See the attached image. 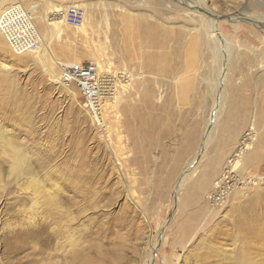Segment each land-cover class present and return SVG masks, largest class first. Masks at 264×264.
Instances as JSON below:
<instances>
[{
    "label": "rangeland",
    "instance_id": "1",
    "mask_svg": "<svg viewBox=\"0 0 264 264\" xmlns=\"http://www.w3.org/2000/svg\"><path fill=\"white\" fill-rule=\"evenodd\" d=\"M50 1L52 5H64H54L61 10L51 13L49 19L42 11L48 0H21L26 8L19 0H12L6 7H22V15L35 30L29 32L36 51L19 55L0 38V127L14 132L17 143L36 154L31 166L40 179L50 175L46 187L52 188L58 181L62 209L58 213L38 205L37 222L31 224L28 220L33 210L25 211L33 198V190L28 189L29 174L10 175L9 163L4 162L0 167V264H149L154 248L151 264H264V165L257 159L258 163L249 160L247 151L237 167L233 163L243 145L253 141L254 133L244 132L242 146L227 164L243 183L222 206L212 208L208 195L215 183L209 185L198 169L202 155L181 181L194 156L187 147L191 142L185 141V128L181 129L182 119L177 121L174 134L163 131L167 128L161 122L159 143L149 126L138 132L142 127L138 113L143 104L147 110V104L153 106L144 101L145 96L163 94L169 86L170 93L178 96L176 75L182 74L181 89L190 93L188 100L194 94L197 101H206L207 126L218 104L220 114L232 77L236 79L238 74L241 79L242 71L254 88L255 83L263 84L264 30L235 19L249 16L264 23V0H186L191 7L197 6L191 3H198L202 9L223 17L215 24L213 44L208 36L212 18L171 0ZM75 6L84 17L82 29L63 22L61 14ZM118 6L123 11L116 14L112 8ZM130 15L134 18L127 20ZM108 17L116 21L113 33L106 26ZM52 22H61L60 26L70 28V37L86 41L92 50L96 48L100 61L84 63L115 73L106 76V84L112 87L118 81L117 87L125 85L118 100L101 107V124L88 110L80 91L63 87L49 72L52 68L59 71L53 54L59 27ZM159 34L162 40L171 35V41H175L171 50L177 59L174 76L167 80L134 74L125 67L132 61L129 55L123 67L117 65V53L140 49L138 36L145 40L147 54L146 41L150 43L152 36ZM215 43L220 48L219 65L214 61ZM226 44L231 49L228 65L223 63L227 76L225 84L224 79L219 81L220 92L216 81L222 72L221 60L226 59ZM80 46L73 41L70 51ZM116 50L119 52L114 53ZM45 56L46 72L40 60ZM246 61L256 64L257 69L248 67ZM233 69L240 71L234 74ZM210 85L217 87L214 99ZM71 236L78 243L73 249L68 243ZM71 251H76L75 256Z\"/></svg>",
    "mask_w": 264,
    "mask_h": 264
},
{
    "label": "crops",
    "instance_id": "2",
    "mask_svg": "<svg viewBox=\"0 0 264 264\" xmlns=\"http://www.w3.org/2000/svg\"><path fill=\"white\" fill-rule=\"evenodd\" d=\"M49 4L52 5L50 0H48V3L43 6L42 10L44 11V13H42L46 15L48 19L51 13H56L57 10H61L59 7L54 6L56 3L52 5L53 7H49ZM63 5L64 2H60L56 6ZM68 7L62 10H65ZM112 9L117 11L116 14L123 11L122 6ZM126 17L127 20L128 18H134V16L131 15ZM137 20L141 21L139 19ZM157 22L159 23V21ZM114 23H116L115 18H107L106 26L109 31H112V33L117 30ZM152 37L153 39L150 43L149 41H146L148 42L147 44L149 46L147 47V54L145 50V40L142 38L140 39L139 36V50L136 49V51H128L124 49L121 52L118 50L114 51V53L119 52L116 55V59L118 60L117 65L123 67V64L127 63L125 56L129 55L132 58V61L126 64L125 67H127L134 74L144 73L155 78L163 77L168 80V78H171L172 75L174 76L175 70L177 69V59L174 56L175 54H173L171 51L173 50L172 46L175 44V41H171V35L166 36L169 38L166 41L162 40L161 34ZM54 38L55 44L53 54L57 61L65 63L72 62L73 64L75 63L78 65L84 63V61H100L98 51H94L96 48L92 50L89 48V43L86 41H80L79 39H73V37H70L69 27L61 25ZM73 41L81 44V46L74 50L72 48L73 51H70ZM162 50L164 52H162ZM121 58H124L122 62ZM244 63H247V61ZM242 65H238L237 67H241ZM254 65L247 63L248 67L257 69V65ZM190 66H192V62ZM239 71L233 69L234 74L239 73ZM239 74L242 75L241 79H238L240 78L238 74L236 75V79L232 77V83L230 85L228 95L225 97L222 103V109L218 120L211 127L209 134L210 136L207 138L204 137L203 133L205 134L208 131L205 117L207 115L209 106L207 107L205 100L197 101V95L194 94L190 95V99L192 101L190 104V99L188 100L190 93L186 94L188 91L181 89L182 79H180V76L182 74H180L178 77L176 75L177 81L175 82V85L178 87V96H176L177 94L173 95L170 93L172 86H169L167 90H162L164 91L163 94L160 92V95H163V99H160V95H153L151 98L145 96L144 101L152 102L153 106L147 104L148 108H150L147 110L143 104L142 112L138 113V117H140V121L138 123L142 126L138 132L141 134L144 126H149L148 129L152 128V133L156 135V143H159L160 141L157 135L160 133L159 131L162 124L161 122H164L165 124H163V127L167 128L163 131H168L169 134H174L177 128L176 124L179 119H182L181 129L184 130L185 128L184 135L185 132L188 135V138H185V141L188 139L191 142L190 146H187L191 156L198 152L199 148L206 140L205 148L202 151V157L200 159L201 164L198 165V169L201 170L203 175H205L206 180L208 179L209 185H213L215 183L213 191L215 190L218 182L221 180H218V178L222 174L223 170H225L227 167L228 162L242 146L243 135L246 130L256 134V138H253V141L250 142L251 148L246 152V154H248L247 156L249 160L252 159V161H254L253 163H258V161H260L262 165H264V82L263 84L260 82V84H257V86L255 83L254 88L251 82L247 79V76H245L242 71H240ZM242 79L245 82L242 81ZM232 90L238 91V93L235 91L230 93ZM180 96L185 101H182ZM146 131H144V133ZM202 135L204 137V141H202Z\"/></svg>",
    "mask_w": 264,
    "mask_h": 264
},
{
    "label": "bare ground",
    "instance_id": "3",
    "mask_svg": "<svg viewBox=\"0 0 264 264\" xmlns=\"http://www.w3.org/2000/svg\"><path fill=\"white\" fill-rule=\"evenodd\" d=\"M11 1L12 0H0V19H1L2 15H6L7 11H10V10L13 11V13L11 14V16L9 18L14 19L18 23V26H20V29L23 30V32H22L23 33V38L25 40L29 41V47H28L29 49H27V51L28 52H30V50L36 51V49H33L31 44H30V32H29V29L32 30V31H35V30L33 29V25L32 24L29 25L28 18L25 17L24 15H22L24 12H23V9H22L21 6L25 7V5H23V3H22L23 1L21 2V0H19V3L21 4V6L20 5H15L14 8H10V9L7 10L6 7L11 5ZM171 1H173L174 3L179 4L181 6L187 5L188 6V7H186L187 9H190L191 11H195L198 14H203V13H201L199 11V9L201 10L202 8L200 6H198V3H191V4H194V5H197V6H192L191 7V5L189 6L187 4V2L185 3L186 0H171ZM183 7H185V6H183ZM73 8L76 11H81L80 8L77 7V6H75ZM74 9H72V10H74ZM4 10H6V11H4ZM208 13H211V12L209 11ZM211 14L214 15L213 13H211ZM203 15H205V14H203ZM214 16H215V18L210 17L212 19L209 22V28L211 30V33H210V35L208 34V36H211V37L215 34V31H214L215 24L218 23L219 19L221 18V17L216 16V15H214ZM207 17H209V16H207ZM239 19L241 21H242V19L252 20V21H254L256 23L255 26H261V28H264L263 27L264 23L261 22V20H258L256 18H250L249 16H245L243 18H236L235 20L238 21ZM233 20H234V18H233ZM60 23L61 22H52V24H54L55 27H57V28L60 27ZM259 24H261V25H259ZM7 26L10 28L9 24ZM82 27H80V28H82ZM72 28H74V27H72ZM80 28H75V29H80ZM6 29H8V28H6ZM212 39L213 40H211V41H212V44H213V41H214L215 38L212 37ZM24 42L26 43V41H24ZM37 44L38 43L36 42L34 45L37 46ZM215 45H216V50H215L214 61H215V65H219V62H220V56H219L220 48H219V44L218 43H215ZM224 47H225V53L227 52V54L225 55L226 59L222 58V60H221L222 68L220 70H222V72L218 76V79L216 81V85L218 84L219 81H221V79L222 80L224 79V81L222 83L225 84V80H226V76H227V71H225L226 69L224 70L225 67L223 66V63L226 66L228 65V59H229V56H230L228 51H230L231 46L229 44H226V46L224 45ZM27 54L28 53H26V55ZM48 55H50L49 51H48ZM40 60H41V63L43 65L44 71L45 72L48 71V66H47V62L48 61H46V56H45V59L40 58ZM55 65L58 67L59 71H55L57 69L54 70L52 68V70L49 71L52 74L51 76L54 77V79L57 80L61 85H63V87L71 88L72 87L71 85H67L63 81V71L66 70L67 68H74V67H77L79 65L78 64H73V63L72 64H69V63L65 64V63H62L60 61L56 62ZM80 65H82V64H80ZM94 65H96V64H94ZM39 66H40V63H39ZM96 66L98 67V69L100 71L99 77L100 76L103 77V76H107V75H111L112 76V75L115 74V73L114 74L111 73L110 70H102V69H100L99 65H96ZM121 74H123V73H121ZM120 83H121V81H120ZM219 83H220V86H219L218 89L221 92L222 91V84H221V82H219ZM121 84H123V83H121ZM117 85H118V81H117L116 85L113 82L112 89H114V91H115V97L113 99H111L113 101L115 99L118 100L119 96L121 95L122 87H125V85L122 86V87L121 86L117 87ZM215 86L214 85H210L211 92H209V93L211 94L213 99H214V97H217V94H216V92H217L216 88L217 87H215ZM117 94H118V96H117ZM220 97H221V95H220ZM109 102H111V101L110 100H104L102 102V104H101V107L103 105H106V104L108 105ZM214 111H215V113L213 114V116L211 118V123H209V120H208L209 130L207 131L208 133L206 134V138L208 136H210L209 134H210V131H211V127L214 125V122H216L217 115H219L218 114L219 111H220L219 104L217 105V108H214ZM212 119H214V120H212ZM11 132L12 131L9 130L6 126H1L0 127V167L4 165V162L5 163L8 162L9 163L8 165L10 167V169H9L10 175L14 174V172L17 173L16 174L17 176L20 175L22 172H24L27 175L29 174V183H28L29 186H28V189L31 188L33 190V198L31 199V205L28 208H26L25 211H27L28 209L29 210H33L32 211L33 214L29 217L28 221H30L31 224L37 222L36 219L38 217L37 216L38 215V211H37V206L38 205H40L41 208L44 207V206L51 207L54 210H57L58 213H60L61 209H62V206H61V202H60V198H59L60 187H59L58 181L54 182V187H52V188L46 187V182H47V179L49 178L50 175H47L46 180L42 179V178L40 179L39 177L36 176V173H35L34 169L32 168L33 165L31 166L32 157L34 155H36V154L35 153H31L30 154L27 151L28 148L26 149L25 147H23V145L21 146L19 143H17L18 141H16V139H17V137H15L16 135L13 134L14 132H12V133ZM252 133H254V132H252ZM253 137L255 138V136L252 134V138ZM205 144H206V140H205V142H203V145L199 148L198 152L190 159V162H188V164L186 165V168H185V170H184V172L182 174L181 181H182V179L185 176L189 175V172H191L194 169V165L199 160L198 156L202 155V151L205 148ZM250 148H251V143L248 144L245 147L243 145L242 149L236 154V155H238V157H236V159L233 162L235 167H237L240 164V162H241L240 160L242 159L241 156L245 153V151H248ZM28 150H31V149H28ZM5 159H8V161H5ZM1 174H2V171L0 170V176H1ZM3 179H8V178H7V176H4ZM181 181L179 183L180 185H182ZM32 234L35 235L36 233L33 232ZM71 237L72 238L70 240H68V243L71 245V247L73 249L74 247H76L78 245V243L74 239L73 236H71ZM154 250H155V248L153 249V251L151 252V254L149 256V264H151V262H153ZM71 253L75 256L76 251H71ZM242 264H245V263H242Z\"/></svg>",
    "mask_w": 264,
    "mask_h": 264
},
{
    "label": "built area",
    "instance_id": "4",
    "mask_svg": "<svg viewBox=\"0 0 264 264\" xmlns=\"http://www.w3.org/2000/svg\"><path fill=\"white\" fill-rule=\"evenodd\" d=\"M12 13L13 11L11 10L7 11L6 15H2L0 19V38L19 55L28 53L29 41L23 38V30L20 29L18 23L14 19L9 18ZM61 15L64 22L71 27L80 28L84 24V17L81 11L70 9ZM8 24L10 28L7 26ZM99 74L100 71L96 65L93 63H83L77 67L64 70L63 81L65 84L76 87L80 91L88 110L93 116L95 115L98 118V123L101 124L103 123V108H101V104L104 100L113 99L115 91L110 85L106 84L108 82L107 77H99ZM235 173L231 166L225 168L223 176L215 190L208 195V201L212 208L222 206L230 194L243 183V179L237 177Z\"/></svg>",
    "mask_w": 264,
    "mask_h": 264
},
{
    "label": "water",
    "instance_id": "5",
    "mask_svg": "<svg viewBox=\"0 0 264 264\" xmlns=\"http://www.w3.org/2000/svg\"><path fill=\"white\" fill-rule=\"evenodd\" d=\"M183 6H185V7H188L187 5H183ZM199 11L201 12V13H203V14H205L206 16H209V17H212V18H215V16L214 15H212L211 13H208L206 10H204V9H199ZM223 17H221L220 19H222ZM229 21H231L232 19H230L229 17H226ZM242 21H246V22H249V23H251V24H254V26L256 25V23L254 22V21H252V20H249V19H242ZM259 25H261V24H259ZM256 27H260L261 28V26H256ZM261 29H263L264 30V28H261Z\"/></svg>",
    "mask_w": 264,
    "mask_h": 264
}]
</instances>
